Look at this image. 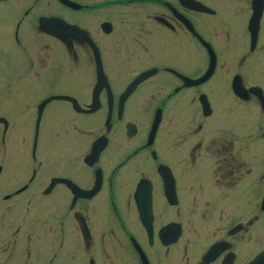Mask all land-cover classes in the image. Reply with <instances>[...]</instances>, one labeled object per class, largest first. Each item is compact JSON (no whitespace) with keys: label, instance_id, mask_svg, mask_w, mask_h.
<instances>
[{"label":"flooded vegetation","instance_id":"obj_1","mask_svg":"<svg viewBox=\"0 0 264 264\" xmlns=\"http://www.w3.org/2000/svg\"><path fill=\"white\" fill-rule=\"evenodd\" d=\"M2 104L0 264H264V0H0Z\"/></svg>","mask_w":264,"mask_h":264},{"label":"rangeland","instance_id":"obj_2","mask_svg":"<svg viewBox=\"0 0 264 264\" xmlns=\"http://www.w3.org/2000/svg\"><path fill=\"white\" fill-rule=\"evenodd\" d=\"M2 109V112L5 111V109L8 108H13L14 110V104H7V105H0V108ZM10 127L11 130L8 132L7 137H6V148L3 149V158H4V172L2 173L3 175L0 177V182L3 180L7 181L8 183L6 186H9L11 184V181H14V117L10 119ZM1 129V127H0ZM0 159L1 154H0ZM5 193L6 190H3Z\"/></svg>","mask_w":264,"mask_h":264},{"label":"water","instance_id":"obj_3","mask_svg":"<svg viewBox=\"0 0 264 264\" xmlns=\"http://www.w3.org/2000/svg\"><path fill=\"white\" fill-rule=\"evenodd\" d=\"M0 123H3L5 126H7V122H6V120L3 119V118H0Z\"/></svg>","mask_w":264,"mask_h":264}]
</instances>
